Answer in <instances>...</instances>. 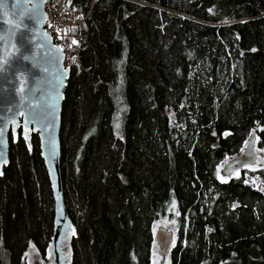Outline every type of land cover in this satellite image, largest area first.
Returning <instances> with one entry per match:
<instances>
[{
    "label": "trees",
    "instance_id": "1",
    "mask_svg": "<svg viewBox=\"0 0 264 264\" xmlns=\"http://www.w3.org/2000/svg\"><path fill=\"white\" fill-rule=\"evenodd\" d=\"M64 7L89 10L60 111L69 263L152 264L154 230L171 225L165 264H264V190L244 177L264 188V162L222 169L251 136L264 154V0ZM24 135L8 132L0 174V264L30 248L49 264L52 193Z\"/></svg>",
    "mask_w": 264,
    "mask_h": 264
},
{
    "label": "water",
    "instance_id": "2",
    "mask_svg": "<svg viewBox=\"0 0 264 264\" xmlns=\"http://www.w3.org/2000/svg\"><path fill=\"white\" fill-rule=\"evenodd\" d=\"M46 1L19 0L17 3V0H3L0 6V66L5 68L0 72V126H5L7 162L8 132L15 136L18 128L26 130V125L36 134L39 155L53 199L52 227L45 251L49 264H70L60 247V240L68 234L71 224L63 201L59 169L62 89L68 77L69 64L63 65L60 47L52 43L42 26ZM21 11L32 14L31 22L25 19L21 23L22 17L17 15ZM25 56L28 59H24ZM21 96L25 97L23 105L20 104ZM53 103L54 111L49 107ZM21 112L25 115H21ZM49 139L55 141L54 159L49 156ZM245 142L235 157L223 164L224 172H231L235 166L240 168L255 163L254 137L251 136L247 144ZM6 164H0V173ZM239 168L235 171L238 172ZM172 236V231L165 226L155 228L154 240L161 253L171 242Z\"/></svg>",
    "mask_w": 264,
    "mask_h": 264
},
{
    "label": "built area",
    "instance_id": "3",
    "mask_svg": "<svg viewBox=\"0 0 264 264\" xmlns=\"http://www.w3.org/2000/svg\"><path fill=\"white\" fill-rule=\"evenodd\" d=\"M45 16L42 26L54 45L63 53V65L70 62L69 50L81 43V34L76 31L85 21L89 10L82 11L74 7H64V0H47L44 3ZM79 17V18H78ZM71 29H75L71 31ZM67 30V31H66ZM77 41L73 44L72 41Z\"/></svg>",
    "mask_w": 264,
    "mask_h": 264
},
{
    "label": "snow or ice",
    "instance_id": "4",
    "mask_svg": "<svg viewBox=\"0 0 264 264\" xmlns=\"http://www.w3.org/2000/svg\"><path fill=\"white\" fill-rule=\"evenodd\" d=\"M2 3H3V0H0V6H2ZM17 3H19V0H17ZM209 11H211V9ZM17 15H20L22 17L21 23H24L25 19L28 20L29 22H31V20H32V14L31 13H26V12L21 11V12H18ZM25 27H27V24H25ZM74 30L75 29H71V31H74ZM0 39H2V37H0ZM72 43L76 44L77 41L73 40ZM24 59H28V57L25 56ZM73 59H75V58H73ZM4 70H5L4 66H0V72H2ZM21 92H23V89H21ZM24 100H25V97L21 96V100H20L21 105L24 104ZM49 107L54 111V103L52 105H49ZM20 114L25 115V113H23V112H21ZM49 114H51V113H49ZM12 123L15 124L16 121L13 120ZM116 127L119 128L118 123L116 124ZM25 129L26 130H25L24 139L28 140L29 139V137L27 135L28 129H27L26 125H25ZM13 131H15V130H13ZM245 143L247 144L248 142L246 141ZM6 146H7V141L5 139V126H0V164H6L7 163V160L5 158ZM47 147H48V152H49L50 158L54 159L56 156L55 141L52 139H49L48 143H47ZM30 148H31V145L29 144V149ZM246 167H247V165H246ZM0 174H2V173H0ZM217 176L222 182H227L223 176H220V168H217ZM262 190H264V189H262ZM173 205H175V201H173ZM176 214L179 215V212H177ZM58 223H59V221H58ZM173 223H175V222L173 221ZM73 233H74V230H73ZM154 264H155V262H154Z\"/></svg>",
    "mask_w": 264,
    "mask_h": 264
},
{
    "label": "rangeland",
    "instance_id": "5",
    "mask_svg": "<svg viewBox=\"0 0 264 264\" xmlns=\"http://www.w3.org/2000/svg\"><path fill=\"white\" fill-rule=\"evenodd\" d=\"M262 162H264V154H261L258 150H256V161L254 164H252L251 169H254L256 166L261 165ZM244 177L246 182L252 184V186L263 191L262 190L264 189L263 186L260 184V182L256 179L255 176L253 175L249 176L246 172H244ZM165 227L172 231L171 225L168 226L165 225ZM166 257L167 256L165 251L161 253L158 247L156 246L152 253V258H151L152 264H154V262L155 264H165ZM18 264H43V263L40 259L39 253L34 249L30 248L26 250L23 259H21V261H19Z\"/></svg>",
    "mask_w": 264,
    "mask_h": 264
},
{
    "label": "flooded vegetation",
    "instance_id": "6",
    "mask_svg": "<svg viewBox=\"0 0 264 264\" xmlns=\"http://www.w3.org/2000/svg\"><path fill=\"white\" fill-rule=\"evenodd\" d=\"M237 168H239V166H235L232 171H235Z\"/></svg>",
    "mask_w": 264,
    "mask_h": 264
}]
</instances>
